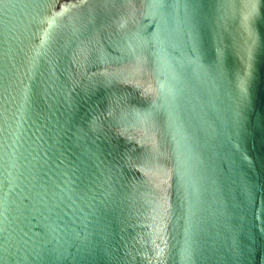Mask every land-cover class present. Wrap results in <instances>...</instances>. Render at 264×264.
<instances>
[{
  "label": "water",
  "instance_id": "water-1",
  "mask_svg": "<svg viewBox=\"0 0 264 264\" xmlns=\"http://www.w3.org/2000/svg\"><path fill=\"white\" fill-rule=\"evenodd\" d=\"M0 264H264V0H0Z\"/></svg>",
  "mask_w": 264,
  "mask_h": 264
}]
</instances>
